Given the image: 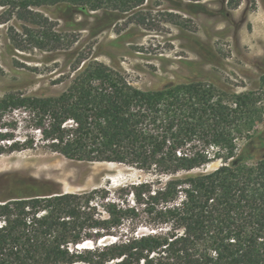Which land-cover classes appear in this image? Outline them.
Segmentation results:
<instances>
[{
  "label": "trees",
  "instance_id": "16d2710c",
  "mask_svg": "<svg viewBox=\"0 0 264 264\" xmlns=\"http://www.w3.org/2000/svg\"><path fill=\"white\" fill-rule=\"evenodd\" d=\"M145 1L0 5L43 28L45 40L20 35H30L28 28L14 32L15 48L29 42L55 50L76 39L53 30L37 7L131 11ZM239 5L228 0L230 8ZM64 81L58 92L0 96V155L41 146L75 161L132 166L150 178L5 199L0 264H264V152L249 133L263 108L254 94L221 93L202 79L140 88L122 70L85 54L52 84ZM240 138L249 140L242 149ZM216 160L218 168L204 169Z\"/></svg>",
  "mask_w": 264,
  "mask_h": 264
},
{
  "label": "rangeland",
  "instance_id": "374dc122",
  "mask_svg": "<svg viewBox=\"0 0 264 264\" xmlns=\"http://www.w3.org/2000/svg\"><path fill=\"white\" fill-rule=\"evenodd\" d=\"M6 10L0 5V96L9 91H61L67 81L53 85L52 80L85 54L122 70L140 88L202 79L213 82L221 93L254 94L262 117L249 133L264 152V0H240L235 9L228 0H146L131 11L42 5L35 10L50 19L53 30L76 39L72 47L55 50L29 42L25 50L15 48L14 32L28 28L31 37L20 35L39 40H45V34L42 27ZM248 141L240 138V149ZM221 164L216 160L204 169L212 171ZM147 178L132 166L75 161L37 146L0 155V203L56 191L115 188Z\"/></svg>",
  "mask_w": 264,
  "mask_h": 264
}]
</instances>
